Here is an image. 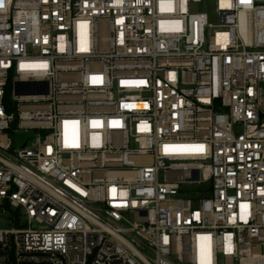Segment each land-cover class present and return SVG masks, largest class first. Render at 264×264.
<instances>
[{
	"label": "built area",
	"instance_id": "2783aa9c",
	"mask_svg": "<svg viewBox=\"0 0 264 264\" xmlns=\"http://www.w3.org/2000/svg\"><path fill=\"white\" fill-rule=\"evenodd\" d=\"M0 223V264H264V0H0Z\"/></svg>",
	"mask_w": 264,
	"mask_h": 264
},
{
	"label": "rangeland",
	"instance_id": "374dc122",
	"mask_svg": "<svg viewBox=\"0 0 264 264\" xmlns=\"http://www.w3.org/2000/svg\"><path fill=\"white\" fill-rule=\"evenodd\" d=\"M203 7L202 6H197V10H202ZM27 135H20L17 136V146H21V144L26 140ZM8 224L7 223H0V228H7Z\"/></svg>",
	"mask_w": 264,
	"mask_h": 264
}]
</instances>
